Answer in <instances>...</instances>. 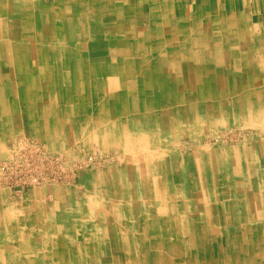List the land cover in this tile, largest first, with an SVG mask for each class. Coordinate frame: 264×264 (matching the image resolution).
<instances>
[{
  "label": "bare ground",
  "instance_id": "6f19581e",
  "mask_svg": "<svg viewBox=\"0 0 264 264\" xmlns=\"http://www.w3.org/2000/svg\"><path fill=\"white\" fill-rule=\"evenodd\" d=\"M16 135L82 169L0 186V264H264V0H0Z\"/></svg>",
  "mask_w": 264,
  "mask_h": 264
},
{
  "label": "rangeland",
  "instance_id": "374dc122",
  "mask_svg": "<svg viewBox=\"0 0 264 264\" xmlns=\"http://www.w3.org/2000/svg\"><path fill=\"white\" fill-rule=\"evenodd\" d=\"M21 136L20 135H16L11 143L9 144V146H11V144L13 145V143H18L19 142V151L21 152V168L19 167V171H18V168L15 166L16 164L13 165L14 169L9 170V172L7 173H2V178H0V186H5L7 187L6 188V200H8L9 202H16V204H19L21 201H20V195L21 191H19V189L16 188V186L18 185H27L26 183V180H27V176H31L33 173L32 172H29V171H32L33 169L35 171H37L39 173V171L42 170V179L44 177L52 180V182L55 184V185H60V186H63V185H66L64 184L65 181H69L71 182L72 180L74 181L76 179L77 176H74L76 175V171L79 170V169H82L81 167V163H78L76 161L74 162H70L69 161V157H73V156H76L74 153L75 151L78 152L79 149L75 146V151H73L71 148L72 146H69L67 148H65L63 150V153L59 154L58 156L57 155H52L50 156L49 158H45L43 157L44 159L42 161H39L38 164L39 165H43L45 162V165L43 166H40V167H37V169H35V165H36V162L37 160L35 158H37V155L35 154L34 156H32V154H30V148H26V147H20V146H24V145H27V143H23L20 141V138ZM17 138V140H16ZM19 139V140H18ZM233 141L238 142V138H235L233 139ZM23 143V144H21ZM56 150V149H55ZM53 153H58L57 151H52ZM1 160H4L3 159H0ZM18 162V161H16ZM99 165H101L102 163L101 162H98ZM40 168V169H39ZM42 168V169H41ZM6 171L8 170V167L5 169ZM5 181V182H4ZM6 184H4V183ZM68 184V183H67ZM9 186V187H8ZM47 197L50 199V194L47 195ZM25 211L28 212V208L26 207L25 208ZM218 248V247H217ZM219 252V248L217 250V253ZM118 255V251L116 253ZM112 258V259H115L117 261V256ZM118 263V262H117ZM116 263V264H117ZM119 264V263H118Z\"/></svg>",
  "mask_w": 264,
  "mask_h": 264
}]
</instances>
